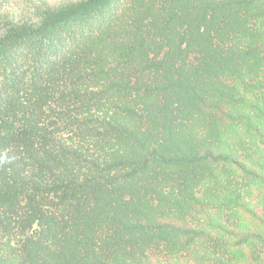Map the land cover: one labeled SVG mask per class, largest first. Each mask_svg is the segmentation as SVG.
I'll list each match as a JSON object with an SVG mask.
<instances>
[{
	"label": "trees",
	"instance_id": "1",
	"mask_svg": "<svg viewBox=\"0 0 264 264\" xmlns=\"http://www.w3.org/2000/svg\"><path fill=\"white\" fill-rule=\"evenodd\" d=\"M0 158V264H264V0L3 20Z\"/></svg>",
	"mask_w": 264,
	"mask_h": 264
},
{
	"label": "rangeland",
	"instance_id": "2",
	"mask_svg": "<svg viewBox=\"0 0 264 264\" xmlns=\"http://www.w3.org/2000/svg\"><path fill=\"white\" fill-rule=\"evenodd\" d=\"M50 3L62 0H47ZM38 0H0V28L5 19H18L23 15H31Z\"/></svg>",
	"mask_w": 264,
	"mask_h": 264
},
{
	"label": "clouds",
	"instance_id": "3",
	"mask_svg": "<svg viewBox=\"0 0 264 264\" xmlns=\"http://www.w3.org/2000/svg\"><path fill=\"white\" fill-rule=\"evenodd\" d=\"M0 162H4V158H0Z\"/></svg>",
	"mask_w": 264,
	"mask_h": 264
}]
</instances>
